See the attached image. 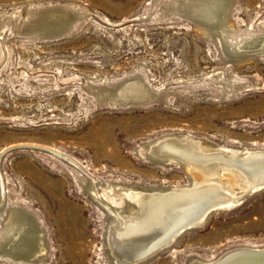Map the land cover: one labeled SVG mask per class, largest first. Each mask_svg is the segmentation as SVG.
Returning <instances> with one entry per match:
<instances>
[{
  "label": "rangeland",
  "instance_id": "obj_1",
  "mask_svg": "<svg viewBox=\"0 0 264 264\" xmlns=\"http://www.w3.org/2000/svg\"><path fill=\"white\" fill-rule=\"evenodd\" d=\"M173 135L264 150V0H0V264H126L92 193L192 186L140 154ZM243 247L264 249V190L129 264Z\"/></svg>",
  "mask_w": 264,
  "mask_h": 264
},
{
  "label": "bare ground",
  "instance_id": "obj_2",
  "mask_svg": "<svg viewBox=\"0 0 264 264\" xmlns=\"http://www.w3.org/2000/svg\"><path fill=\"white\" fill-rule=\"evenodd\" d=\"M262 151L210 147L198 139L178 135L159 138L144 147L142 156L181 164L194 182L168 192H93L94 199L111 217L106 239L113 258L126 264L144 260L173 243L183 232L202 227L213 211L234 207L247 196L264 190ZM126 201L132 205L127 211L122 210L124 217L120 220L110 204L123 208ZM207 206L210 207L200 214ZM30 235L22 240L25 245L20 251H28L32 244ZM243 248L233 249L209 264H264V249ZM192 264L208 263L193 260Z\"/></svg>",
  "mask_w": 264,
  "mask_h": 264
},
{
  "label": "water",
  "instance_id": "obj_3",
  "mask_svg": "<svg viewBox=\"0 0 264 264\" xmlns=\"http://www.w3.org/2000/svg\"><path fill=\"white\" fill-rule=\"evenodd\" d=\"M253 255L257 256V255H261V254H260V253H255V254H253Z\"/></svg>",
  "mask_w": 264,
  "mask_h": 264
}]
</instances>
